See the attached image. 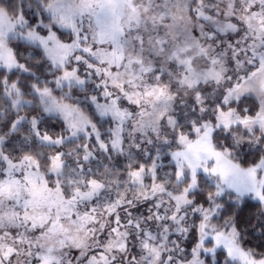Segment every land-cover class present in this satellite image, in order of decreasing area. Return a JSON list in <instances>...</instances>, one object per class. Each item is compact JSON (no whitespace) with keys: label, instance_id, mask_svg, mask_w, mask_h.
Segmentation results:
<instances>
[{"label":"snow or ice","instance_id":"1","mask_svg":"<svg viewBox=\"0 0 264 264\" xmlns=\"http://www.w3.org/2000/svg\"><path fill=\"white\" fill-rule=\"evenodd\" d=\"M0 95V264H264V0H0Z\"/></svg>","mask_w":264,"mask_h":264},{"label":"trees","instance_id":"2","mask_svg":"<svg viewBox=\"0 0 264 264\" xmlns=\"http://www.w3.org/2000/svg\"><path fill=\"white\" fill-rule=\"evenodd\" d=\"M13 5H9V7H12ZM10 42H11V38H10ZM36 79L38 80H43L46 76V74L49 71V67L47 65H45V67L41 70V69H36ZM18 76H22V74L18 73ZM166 79V77H165ZM167 80V79H166ZM171 80V78H170ZM34 94H26L24 99H31L33 97ZM186 98L183 96V94L180 95V97L178 98L176 104L174 105V115L180 116V117H184L185 119H188L192 113H191V108H190V103H184L181 104L180 101L181 100H185ZM38 106V101L34 100L32 105H22L21 107V112H27L30 111L32 108H36ZM11 109L9 108V104L7 99L3 96L0 95V113L3 114V116H0V123L3 122V119L10 114ZM185 113H188V116H185ZM41 116L43 117L42 119V127L47 129L50 133L52 134H56L57 131L60 130L59 126L56 128H53L51 125L52 124H59L60 123V119L58 116H45L43 113H41ZM28 130V122L25 121L24 124L21 126V131L22 132H26ZM163 134V133H162ZM22 138V137H21ZM21 138L13 143L12 149L13 151L19 153L22 151H35L36 150V145H38L37 143H34L32 146L31 145H24V146H18L20 144V140ZM155 145V144H154ZM154 145H152V148H150V146L148 147V151L150 152H154ZM41 148H43L42 150H47L48 148H50V146L41 144L40 145ZM163 147L164 150H167V148L163 145H161ZM144 147H142L141 151H139V153L141 152V155L144 156ZM150 148V149H149ZM164 150L162 152H164Z\"/></svg>","mask_w":264,"mask_h":264},{"label":"rangeland","instance_id":"3","mask_svg":"<svg viewBox=\"0 0 264 264\" xmlns=\"http://www.w3.org/2000/svg\"><path fill=\"white\" fill-rule=\"evenodd\" d=\"M157 67L158 68L160 67L159 61L157 62ZM173 71L175 72L176 70L173 69ZM165 77H166L167 80H170V78H171V77H168L167 76V73H165ZM23 105H28V104L25 103ZM81 106L82 107L84 106L83 101H81ZM98 126L101 127L102 131H104L105 135L107 136V135H109V133L107 132V129L110 128V127H112L113 124L110 122V118H108V121L100 120L98 122ZM126 127L128 129H130L131 128V124L129 123ZM29 131H30V129H29V126H28V130L26 132L25 131L23 132L24 133V136H27L29 134ZM139 139H140L139 134H137L136 135L137 142L139 141ZM131 141H132V137L129 136L127 134V132H125V144L128 145ZM77 142H78L77 138H72L71 140H69L67 142L66 147L75 145ZM34 143H37L38 144V145L34 146V147H36V150L35 151H40V150L43 149V148H41L40 145L41 144H44V143L35 140V138H33L32 142H29L27 139H25V138L22 137L21 140H20V144L18 146H21V145L22 146H24V145H31L32 146ZM44 145H47V144H44ZM47 146H49V145H47ZM145 147H147V145H145ZM153 147H155V148L159 147L161 149V152L164 150L163 147L161 146V144H159V143H156ZM150 148H152V146H150ZM155 148H154V150H155ZM166 151H168V149L167 150H164V152H166ZM121 159L124 162L123 164L116 163L117 161H119ZM138 161L146 162L147 161V157L142 156L141 155V152L139 153L135 149H127L126 155L123 156L122 158L114 155L113 156V162H109L107 160V158L104 156V154L102 152H99L98 151L96 153V159L90 161L89 167L92 168L94 174L95 173H98V172H103V169H104V165L105 164H109V166L113 169V171H115L117 168H120L123 171L124 170V164H127V163H135V162H138ZM110 195H111L110 193H105L101 197V199L103 200L104 198H106V197H108Z\"/></svg>","mask_w":264,"mask_h":264}]
</instances>
